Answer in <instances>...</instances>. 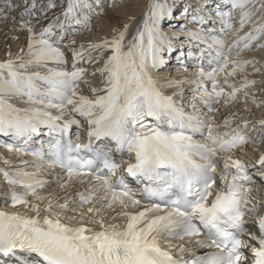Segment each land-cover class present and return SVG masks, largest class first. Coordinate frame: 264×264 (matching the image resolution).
<instances>
[{
    "label": "snow or ice",
    "instance_id": "1",
    "mask_svg": "<svg viewBox=\"0 0 264 264\" xmlns=\"http://www.w3.org/2000/svg\"><path fill=\"white\" fill-rule=\"evenodd\" d=\"M99 8L0 0L25 40L0 60V264H264V0H150L77 43Z\"/></svg>",
    "mask_w": 264,
    "mask_h": 264
},
{
    "label": "bare ground",
    "instance_id": "2",
    "mask_svg": "<svg viewBox=\"0 0 264 264\" xmlns=\"http://www.w3.org/2000/svg\"><path fill=\"white\" fill-rule=\"evenodd\" d=\"M150 2V0H123V6L117 7L115 5H119L121 3V0H100V8L97 9L99 12L101 9L103 10V7L107 6L108 4H112L114 6L109 9L105 16L101 19L96 20V15H93V24H92V31L91 32H85L81 36L77 38V43L80 42H86L88 40H99L102 37L108 36L110 37L113 34V29L122 27L124 24L129 23V17L135 16L137 18V23L133 24V31L139 24V20L142 17L146 5ZM163 2V0H161ZM169 3L172 2V0H168ZM195 2V0H194ZM109 6V5H108ZM17 12L20 11V9L16 10ZM178 20V21H177ZM177 21V22H176ZM184 21L175 19L171 24L172 25H179L183 23ZM165 32L170 35H175L177 32L176 28H168L170 25L169 21H165ZM167 25V26H166ZM189 28L194 29L195 27L191 24L188 25ZM12 27V25H0V60L4 59L5 51L7 49L8 45H11V51L15 55L18 49L22 46H24L25 40H24V34L20 33V41L19 42H13L9 37L14 35V33L9 31V28ZM194 31V30H193ZM232 37H228V42L231 43ZM255 57L256 59L260 60L262 64H264V51H255L251 52L245 55V59ZM163 71V70H162ZM170 72L171 76L173 78H180L182 73H177L176 70L172 71L171 69L168 70V72H165V75H168ZM162 78V77H160ZM256 79H260L259 76L255 77ZM239 78H237L238 82ZM18 106L23 107V104H19ZM242 106V105H241ZM235 107V106H234ZM232 106H229L228 108H222L221 114L218 116V120L222 121L223 115L228 114L232 111L234 108ZM243 114V113H242ZM262 116H264V110L260 109H253V114L249 116L250 120H258ZM260 151L264 152V145L260 147ZM0 155L7 156L10 160H12L13 164H17L19 159L18 157L12 156L5 149L0 148ZM249 158L253 161L258 159V154L249 153ZM24 159H31V157H24ZM5 167L2 162H0V168ZM31 170V169H30ZM49 170L45 169V172L47 173ZM2 175H0L1 178ZM63 179V178H62ZM258 180V178H257ZM259 182V181H258ZM71 188V186H69ZM5 188V184H3L2 188H0V201L3 199V191ZM264 190V185L260 186L259 188L253 189V195L257 197L264 198V195L261 194L259 189ZM65 191V189L53 187L50 190H46L44 194H62Z\"/></svg>",
    "mask_w": 264,
    "mask_h": 264
},
{
    "label": "rangeland",
    "instance_id": "3",
    "mask_svg": "<svg viewBox=\"0 0 264 264\" xmlns=\"http://www.w3.org/2000/svg\"><path fill=\"white\" fill-rule=\"evenodd\" d=\"M108 5H109V4H108ZM108 5L105 6V7H103V10H102L103 14L100 15V16H96V17H98V18H96V20L103 18V17L105 16L106 12H107L109 9H111V7H109ZM177 21H178V20H177ZM177 21H176V22H177ZM230 106H232V107L235 106V107L232 109V111H235L237 108L241 107L240 104L230 105Z\"/></svg>",
    "mask_w": 264,
    "mask_h": 264
}]
</instances>
